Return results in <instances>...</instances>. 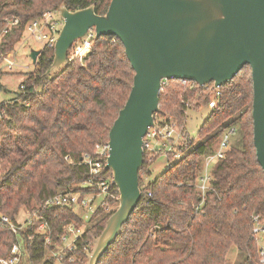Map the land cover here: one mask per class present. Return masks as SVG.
Wrapping results in <instances>:
<instances>
[{
  "label": "trees",
  "instance_id": "obj_1",
  "mask_svg": "<svg viewBox=\"0 0 264 264\" xmlns=\"http://www.w3.org/2000/svg\"><path fill=\"white\" fill-rule=\"evenodd\" d=\"M110 3L111 0H0V37L7 19H19L2 36L0 55L13 52L25 25L50 10L66 6L75 11L95 4L96 12L103 15ZM92 41L91 52L82 62H70L52 76H47L46 71L52 64L54 49H43L35 70L21 85L22 93L0 104V111L6 113L0 119V212L12 222L18 221L21 208H37L57 193L91 191L80 187L90 178L82 157L93 154L96 144L108 141L109 130L127 101L134 78L121 41L115 37ZM212 88V84L201 88L178 79L166 81L157 115L182 124L190 107L188 100L201 92L202 104L208 105ZM217 104L204 122L198 142L194 144L185 131L187 150L179 147L181 158L169 156V161L175 162L147 185L143 175L151 176L154 162H148L145 154L140 176L142 198L98 264H226L233 246L243 256L238 264H259L253 216L264 217V172L254 145L249 65L220 87ZM230 127H236L240 137L214 165L213 189L203 198L193 185L203 170L202 159L215 152L216 143ZM67 156L72 162L66 160ZM115 190L118 192L116 187ZM114 211L105 213L100 209L88 222L68 208H54L44 214L50 218L54 242L66 224L82 230L73 253L76 261L69 264H85L94 238L101 234ZM28 234L34 235L33 240L28 239ZM24 235V264H45L51 248L33 233V228ZM15 241L11 228L0 221V257L9 255Z\"/></svg>",
  "mask_w": 264,
  "mask_h": 264
},
{
  "label": "water",
  "instance_id": "obj_2",
  "mask_svg": "<svg viewBox=\"0 0 264 264\" xmlns=\"http://www.w3.org/2000/svg\"><path fill=\"white\" fill-rule=\"evenodd\" d=\"M63 19L47 76L71 61L75 42L93 30L95 40L115 37L134 70L133 85L108 134L105 167L119 197L85 264H98L133 216L141 198L144 137L156 126L165 81L221 87L252 69L254 145L264 172V0H111L100 15L95 4L58 9ZM41 51L31 49L34 64Z\"/></svg>",
  "mask_w": 264,
  "mask_h": 264
},
{
  "label": "built area",
  "instance_id": "obj_3",
  "mask_svg": "<svg viewBox=\"0 0 264 264\" xmlns=\"http://www.w3.org/2000/svg\"><path fill=\"white\" fill-rule=\"evenodd\" d=\"M18 23L19 19L16 17L7 19V27L4 29L2 36L7 34ZM62 26L63 19L58 15V10H50L43 16L31 20L25 25L21 41L25 36L29 38L33 37L41 44V47L32 49L40 50L41 52L45 48L54 49ZM94 37V31L91 30L84 38L75 42L70 50L69 60L71 62L75 60L82 62L91 52L93 47L92 39ZM16 66L17 60L14 51L0 55L1 72H4V69L13 72ZM182 82L185 84L191 83L193 86L197 84L191 81L182 80ZM208 86L206 85L201 88H207ZM21 89H24V87ZM219 95L220 87H213L211 99L208 104L210 109L215 110L218 108L217 101ZM186 104L188 106V103ZM157 114L155 115L156 126L149 127L144 137V155H148V162L150 163H155L162 156H165L168 161L170 159L169 156H172V159L175 160L180 159L182 153L178 150L180 146H178L176 140H183L185 128H180L179 124L173 118ZM5 116V111H0V119H3ZM236 134V127L228 128L218 140L215 152L205 158L203 170L193 184L203 198L207 192L213 189L214 165L217 161L225 157ZM109 151L110 146L108 141H106L96 144L93 154H85L82 157L81 162L88 167L90 178L84 181L80 187L89 188L91 189L90 192L84 194L82 190H77L57 193L47 198L37 208H24V215H22L24 217L21 221L17 222H12L8 216L0 212V221L8 225L16 236V241L12 243L9 255L7 257H0V264H24L26 258L24 234L30 228H33L34 234L42 237L44 245L47 248H51L45 264H69L76 261L73 253L76 249V241L80 237L82 230L72 223L66 224L64 226V232L54 242L50 218L46 217L44 213L54 208L73 209L80 215L84 222H88L100 209H103L105 213L116 209L119 193L115 190L116 186L113 184L111 173L105 171ZM66 160L72 162L70 156H67ZM203 202L202 200L199 206ZM253 222V233L259 243V264H264V246L261 244V241L264 239V217L253 216ZM33 238L34 235L28 234L29 240H33Z\"/></svg>",
  "mask_w": 264,
  "mask_h": 264
},
{
  "label": "rangeland",
  "instance_id": "obj_4",
  "mask_svg": "<svg viewBox=\"0 0 264 264\" xmlns=\"http://www.w3.org/2000/svg\"><path fill=\"white\" fill-rule=\"evenodd\" d=\"M36 47H41V44L33 37L29 38L28 36H25V38H23V40L16 45L14 52L16 54L17 66L15 67L13 72H9L7 69H4L5 71L0 73V104L4 101L14 100L18 95L22 93L21 85L26 81L28 74L33 72L36 68L35 64L32 63V59L30 57L31 49ZM200 94L201 92L195 94L194 97L188 100V102L190 103V107L187 110L186 118L183 120L182 124H179L177 122L180 128H185V131L188 133L190 140H192L194 144L199 140L200 130L204 122L213 114V109H210L206 104H202L203 100L199 97L201 96ZM239 137L240 135L237 134L232 140L231 145L236 144ZM176 142L178 146L182 148L186 147L187 150L189 140L183 138V140L177 139ZM216 146L217 143L215 145V149ZM207 156L202 159V164L204 163V160ZM174 162V160L171 162L168 161L165 156L157 159L152 166L151 176L147 177L143 175L144 184L147 185L150 181L154 180L162 173H166V171H168V168ZM140 176H142V173H140ZM19 215L20 216L18 217V221H21L24 217L22 216L24 215L23 208H21ZM261 244L264 246V239L261 241ZM242 260L243 256L240 253L239 249L237 248V246H233V248L227 255L226 264H238Z\"/></svg>",
  "mask_w": 264,
  "mask_h": 264
}]
</instances>
